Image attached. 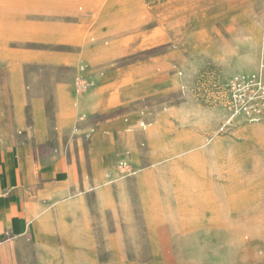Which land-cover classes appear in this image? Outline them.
Instances as JSON below:
<instances>
[{
	"label": "rangeland",
	"instance_id": "374dc122",
	"mask_svg": "<svg viewBox=\"0 0 264 264\" xmlns=\"http://www.w3.org/2000/svg\"><path fill=\"white\" fill-rule=\"evenodd\" d=\"M262 60L264 0H0V143L74 167L17 264H264Z\"/></svg>",
	"mask_w": 264,
	"mask_h": 264
},
{
	"label": "crops",
	"instance_id": "0c3cea01",
	"mask_svg": "<svg viewBox=\"0 0 264 264\" xmlns=\"http://www.w3.org/2000/svg\"><path fill=\"white\" fill-rule=\"evenodd\" d=\"M31 127L0 143V264H17L19 254L29 253V242L46 228L52 207L74 178L72 164L38 154L46 150L36 144Z\"/></svg>",
	"mask_w": 264,
	"mask_h": 264
},
{
	"label": "built area",
	"instance_id": "2783aa9c",
	"mask_svg": "<svg viewBox=\"0 0 264 264\" xmlns=\"http://www.w3.org/2000/svg\"><path fill=\"white\" fill-rule=\"evenodd\" d=\"M224 105L229 113L226 123L237 117L249 123L264 120V60L254 71L237 73L228 79Z\"/></svg>",
	"mask_w": 264,
	"mask_h": 264
}]
</instances>
